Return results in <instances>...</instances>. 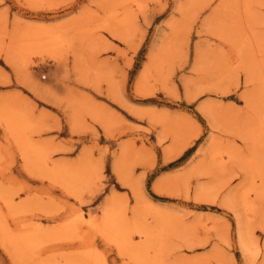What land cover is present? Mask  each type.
Here are the masks:
<instances>
[{
	"label": "rangeland",
	"instance_id": "rangeland-1",
	"mask_svg": "<svg viewBox=\"0 0 264 264\" xmlns=\"http://www.w3.org/2000/svg\"><path fill=\"white\" fill-rule=\"evenodd\" d=\"M261 40L264 0H0V264H264Z\"/></svg>",
	"mask_w": 264,
	"mask_h": 264
},
{
	"label": "bare ground",
	"instance_id": "bare-ground-1",
	"mask_svg": "<svg viewBox=\"0 0 264 264\" xmlns=\"http://www.w3.org/2000/svg\"><path fill=\"white\" fill-rule=\"evenodd\" d=\"M249 13H250V12H249ZM247 15H248V14H247ZM249 16H250V15H248V17H249ZM249 18H250V17H249ZM256 37H257V36H256ZM262 42H264V41L261 40V43H262ZM255 43H256V42H255ZM261 43H260V44H261ZM259 46H260V45H259ZM260 47H261V46H260ZM262 55H263V54L261 53V56H262ZM240 238H242V237L240 236Z\"/></svg>",
	"mask_w": 264,
	"mask_h": 264
}]
</instances>
